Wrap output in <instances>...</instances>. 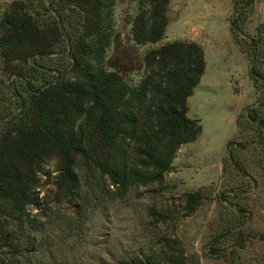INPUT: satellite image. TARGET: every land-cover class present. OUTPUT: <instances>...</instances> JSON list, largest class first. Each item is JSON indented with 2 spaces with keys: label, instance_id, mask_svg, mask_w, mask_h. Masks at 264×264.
<instances>
[{
  "label": "trees",
  "instance_id": "trees-1",
  "mask_svg": "<svg viewBox=\"0 0 264 264\" xmlns=\"http://www.w3.org/2000/svg\"><path fill=\"white\" fill-rule=\"evenodd\" d=\"M169 4L140 0L131 28L135 45L165 37ZM115 5V0H47L44 12L13 0L0 16V59L16 76L8 83L14 107L0 117L8 124L0 129V264H112L111 257L113 264L200 260L197 252L187 259L181 242L161 233V223L174 229L177 218L153 205L144 208L145 223L132 240L116 243L120 247L113 255L112 209L140 188L163 185L179 149L202 133L200 120L189 116L188 99L207 67L200 43L177 39L145 51L144 71L137 82L128 81L125 66L133 57L126 62L122 52L113 66L107 60L117 39ZM254 10L253 0H234L231 29L251 58L256 89L264 93L261 41L243 36ZM44 15L50 18L48 30ZM65 21L71 23L68 30ZM60 40L69 57L63 71L43 63ZM245 110L238 131L245 115L260 133L230 140L224 164L257 185V176L264 183V94ZM243 152L257 156L255 166ZM48 160L55 161L54 170L43 173ZM206 189L184 194V216L198 210ZM243 189L216 194L224 214L205 256L243 264L242 251L250 243L242 235L253 213L229 199Z\"/></svg>",
  "mask_w": 264,
  "mask_h": 264
},
{
  "label": "rangeland",
  "instance_id": "rangeland-1",
  "mask_svg": "<svg viewBox=\"0 0 264 264\" xmlns=\"http://www.w3.org/2000/svg\"><path fill=\"white\" fill-rule=\"evenodd\" d=\"M12 1L0 0V16ZM23 1L32 8L41 9L43 1L47 0ZM115 2L117 39L109 50L107 60L113 66L122 52L126 53V62L129 61L128 57H133L131 63L125 66L128 81L137 82L144 71L141 57L145 51L177 39L200 43L205 52L207 67L200 83L188 99L189 116L200 120L202 133L195 141L182 145L177 152L173 169L167 173L163 185L140 188L133 198L112 209L113 236L110 244L115 247L113 255L120 247L116 243L128 244L132 240L137 226L145 223L144 208L153 205L159 210L168 208L174 213L177 218L176 227L168 229L170 225L161 223V233L181 242L187 259L197 252L201 256L197 264H228L225 259L205 256L203 251L224 214L223 207L216 200V194L244 186L245 191L229 194L231 201L241 204L253 213V218L248 221L242 235L250 243L248 249L242 251V262L252 264L257 259L264 261V183L256 172L254 175L259 179L257 185L237 173L230 163L225 165L230 140L244 141L247 136L250 140L260 133L247 122L245 115L240 120L242 127L238 131L237 119L240 114H245L246 106L256 104L264 94L262 90L256 89L250 76L251 58L236 42L232 33L234 0H170L167 12L169 24L165 37L155 44L141 46L134 44L131 34L132 21L140 0ZM253 2L255 10L246 22L243 36L250 42L253 38L258 39L261 41L260 49L264 50V0ZM47 17L44 15L42 19L48 30L47 23L50 18L46 21ZM63 25L67 30L71 27V23L67 21ZM53 50L54 53L46 57L43 63L63 71L69 63L65 42L60 40ZM5 67L0 59V117L14 107L11 105L14 100L9 95L8 83L16 76L6 71ZM7 125V122L1 121L0 129ZM242 156L255 166L257 156L250 152H243ZM54 166L55 161L48 160L44 163L42 172L53 171ZM224 166L227 167L225 174ZM45 178L46 175L42 178L43 184ZM203 187L207 188V198L193 215L184 216V194ZM110 260L112 264L115 263L113 257Z\"/></svg>",
  "mask_w": 264,
  "mask_h": 264
}]
</instances>
